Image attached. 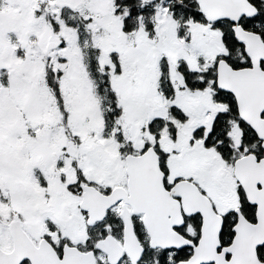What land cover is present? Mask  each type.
<instances>
[{"label":"snow or ice","instance_id":"6c2138e0","mask_svg":"<svg viewBox=\"0 0 264 264\" xmlns=\"http://www.w3.org/2000/svg\"><path fill=\"white\" fill-rule=\"evenodd\" d=\"M0 264H264V0H0Z\"/></svg>","mask_w":264,"mask_h":264}]
</instances>
